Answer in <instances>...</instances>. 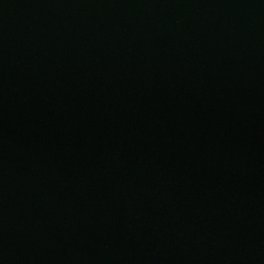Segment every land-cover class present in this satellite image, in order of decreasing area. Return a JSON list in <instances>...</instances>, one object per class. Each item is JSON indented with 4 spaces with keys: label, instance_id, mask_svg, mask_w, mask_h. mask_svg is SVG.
Wrapping results in <instances>:
<instances>
[{
    "label": "water",
    "instance_id": "obj_1",
    "mask_svg": "<svg viewBox=\"0 0 264 264\" xmlns=\"http://www.w3.org/2000/svg\"><path fill=\"white\" fill-rule=\"evenodd\" d=\"M0 264H264V0H0Z\"/></svg>",
    "mask_w": 264,
    "mask_h": 264
}]
</instances>
